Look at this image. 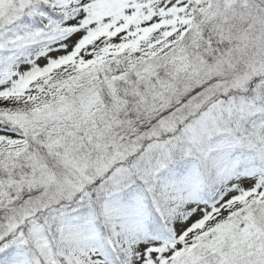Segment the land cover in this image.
<instances>
[{
    "label": "snow or ice",
    "instance_id": "snow-or-ice-1",
    "mask_svg": "<svg viewBox=\"0 0 264 264\" xmlns=\"http://www.w3.org/2000/svg\"><path fill=\"white\" fill-rule=\"evenodd\" d=\"M0 264H264V0H0Z\"/></svg>",
    "mask_w": 264,
    "mask_h": 264
}]
</instances>
